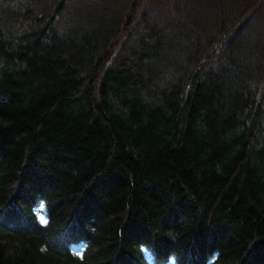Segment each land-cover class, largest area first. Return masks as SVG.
Instances as JSON below:
<instances>
[{
    "label": "trees",
    "instance_id": "obj_1",
    "mask_svg": "<svg viewBox=\"0 0 264 264\" xmlns=\"http://www.w3.org/2000/svg\"><path fill=\"white\" fill-rule=\"evenodd\" d=\"M260 21L0 0V264H264Z\"/></svg>",
    "mask_w": 264,
    "mask_h": 264
},
{
    "label": "rangeland",
    "instance_id": "obj_2",
    "mask_svg": "<svg viewBox=\"0 0 264 264\" xmlns=\"http://www.w3.org/2000/svg\"><path fill=\"white\" fill-rule=\"evenodd\" d=\"M188 2L189 1H191V0H187ZM193 9H194V7H193ZM213 11H210V10H207L206 12H204V19H205V23H206V26H210L211 25V21H210V18H211V13H212ZM91 12H89V14H90ZM263 27H264V22L263 21H260V22H257L256 23V25H255V30H253V31H251V32H254L256 35H258L259 37H260V34H261V31H262V29H263ZM182 30H184V27L182 26ZM169 32V31H168ZM184 32H185V30H184ZM167 35L166 36H170V34H171V32H169V34L168 33H166ZM184 38V35H182L181 36V38L180 39H183ZM262 40H264L263 39V37L261 38ZM169 55H170V58L171 59H173L174 58V55H173V53H168ZM227 56H228V54H227ZM161 64V67H162V70L164 69V63L162 62V63H160ZM163 78H168L167 77V74L164 72V73H162V75H161Z\"/></svg>",
    "mask_w": 264,
    "mask_h": 264
}]
</instances>
